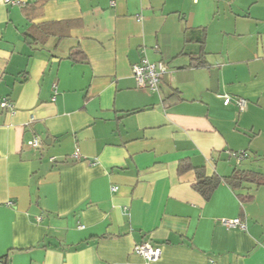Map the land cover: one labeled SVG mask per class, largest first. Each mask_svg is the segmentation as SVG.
Returning <instances> with one entry per match:
<instances>
[{"label": "crops", "instance_id": "crops-1", "mask_svg": "<svg viewBox=\"0 0 264 264\" xmlns=\"http://www.w3.org/2000/svg\"><path fill=\"white\" fill-rule=\"evenodd\" d=\"M17 1L0 0V264H144L145 241L152 264H264V185L226 183L264 176V0ZM142 59L166 67L157 92L136 88ZM196 169L220 180L207 200Z\"/></svg>", "mask_w": 264, "mask_h": 264}, {"label": "built area", "instance_id": "built-area-1", "mask_svg": "<svg viewBox=\"0 0 264 264\" xmlns=\"http://www.w3.org/2000/svg\"><path fill=\"white\" fill-rule=\"evenodd\" d=\"M4 4H19L17 0H2ZM132 77L134 78L136 88L142 91H151L157 92L159 90V85L162 77L166 73V67L164 63H149L146 59H142L138 64H135L131 67ZM223 100L224 105L231 103L232 99L227 95L219 96ZM235 104L239 107L240 111H243L246 108L247 101L243 98H237ZM0 108L6 110L10 113L13 112L14 106L11 101H8L6 98L0 99ZM28 145L32 149H38L41 147V140L37 137H33ZM237 163L246 158L244 151L231 153ZM221 225L227 229L231 230H245V223L239 218L235 219H223L221 220ZM134 252L141 256L144 260V264H152L158 260L161 255V249L159 246L145 241L134 247Z\"/></svg>", "mask_w": 264, "mask_h": 264}, {"label": "trees", "instance_id": "trees-1", "mask_svg": "<svg viewBox=\"0 0 264 264\" xmlns=\"http://www.w3.org/2000/svg\"><path fill=\"white\" fill-rule=\"evenodd\" d=\"M20 6H23V8H26L30 5L29 2L25 3H19ZM203 63H198V66H202ZM246 154V157H248V154L246 151H244ZM191 166L189 163L182 162L179 164L178 171L179 173L184 172L185 170L189 169ZM196 182L193 185V188L195 191L200 193L205 200H207L212 192L215 190V188L219 184V178L217 176L213 177H206L201 169H196ZM256 181L257 186L264 185V176L248 172V171H240L236 170L229 178L226 179L227 185L231 188L233 191H237L238 189H243L244 184L246 183H252ZM239 197H243V199L248 198V195H239Z\"/></svg>", "mask_w": 264, "mask_h": 264}]
</instances>
